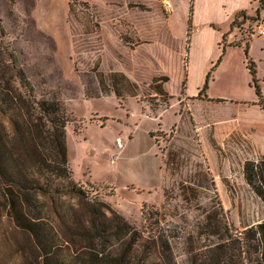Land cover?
<instances>
[{"label": "rangeland", "instance_id": "rangeland-1", "mask_svg": "<svg viewBox=\"0 0 264 264\" xmlns=\"http://www.w3.org/2000/svg\"><path fill=\"white\" fill-rule=\"evenodd\" d=\"M187 4L0 0L5 46L17 60L1 72L16 82L23 71L31 86L17 81L23 94L63 105L72 179L145 236L164 233L175 264H260L246 233L264 222V201L245 165L264 158V136L249 126L264 115L238 104L254 97L239 48L213 73L216 100L192 98L220 40L198 25L189 43ZM251 22L222 45L249 43ZM0 264H39L1 197Z\"/></svg>", "mask_w": 264, "mask_h": 264}, {"label": "trees", "instance_id": "trees-1", "mask_svg": "<svg viewBox=\"0 0 264 264\" xmlns=\"http://www.w3.org/2000/svg\"><path fill=\"white\" fill-rule=\"evenodd\" d=\"M191 15L190 11L189 42ZM236 23L237 19L233 26ZM4 38L0 20V197L14 228L30 237L39 264H153L154 258L161 264H175L164 233L145 236L98 195L91 196L72 179L66 110L56 100L23 94L15 86L18 81L26 91L31 89L23 71L15 76L16 82L1 72L2 66L17 61L6 48ZM225 51L223 48V55ZM244 53L258 106L264 109L255 65L248 59V43ZM222 57L207 75L199 98L206 97ZM186 83L187 80L184 89ZM245 179L264 201V158L257 166L246 163ZM246 234L252 235L254 250L260 253L259 263L264 264V222L249 228ZM239 244L242 251L245 244Z\"/></svg>", "mask_w": 264, "mask_h": 264}, {"label": "crops", "instance_id": "crops-1", "mask_svg": "<svg viewBox=\"0 0 264 264\" xmlns=\"http://www.w3.org/2000/svg\"><path fill=\"white\" fill-rule=\"evenodd\" d=\"M187 8H188V14L190 15V11L192 13L191 21H190L192 28L193 26L201 25L203 27H207L209 30L211 29V31L213 32H219L218 41L220 40V43L218 45L220 47V50L213 58V61L209 63L203 74V80H202V85H203L202 88H203L206 82L207 75L209 74L213 66L217 63V61L221 58V56H223L222 61L213 73L215 72L218 73L219 71L224 69L230 52L233 51L235 48H239L238 50L244 52V48L247 43L241 44V47H234V46L225 47L224 45H222V43L227 39L229 41V39H231V37H233L234 35L233 32H235L236 30H240L241 28H246L249 21H253L251 22L252 27H254L257 24L259 15L264 13V0H188ZM236 19L239 24L237 25V27H234L233 23ZM223 48H225L226 50L224 55H223ZM248 59L251 62H253L255 65L257 79L259 80V86L264 104V71H262L261 69L262 68L261 65L264 61V36L251 37L250 42L248 43ZM249 76L251 78L249 85L254 92L253 93L254 97L251 99V101L248 102L241 101L238 104L241 105L242 107H248V109L251 112L258 113V115L262 116L264 115L263 114L264 109L258 106L259 99L258 96L256 95L255 88L252 87L251 85L252 77L250 75V72H249ZM185 80H187V78ZM213 81H214V75L212 74V78L208 84L206 100H216L208 95V92L210 90V84L211 82L213 83ZM202 88L201 89L199 88L197 91V95L192 98L196 97V99H199V93L202 90ZM186 90H187V83H186L185 91ZM186 97L192 99L187 95ZM249 126L254 127L255 130H257L262 134V136H264V123L254 122V123H249Z\"/></svg>", "mask_w": 264, "mask_h": 264}, {"label": "built area", "instance_id": "built-area-1", "mask_svg": "<svg viewBox=\"0 0 264 264\" xmlns=\"http://www.w3.org/2000/svg\"><path fill=\"white\" fill-rule=\"evenodd\" d=\"M250 36L251 37L264 36V13L259 15L257 24L254 27H252V29H251ZM116 146L118 148H122L123 147V142H122V140L120 138H117Z\"/></svg>", "mask_w": 264, "mask_h": 264}]
</instances>
